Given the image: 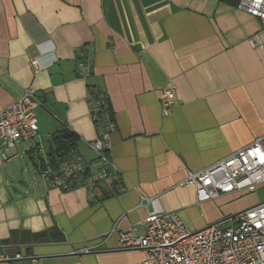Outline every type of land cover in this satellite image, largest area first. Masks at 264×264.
<instances>
[{
    "label": "crops",
    "instance_id": "0c3cea01",
    "mask_svg": "<svg viewBox=\"0 0 264 264\" xmlns=\"http://www.w3.org/2000/svg\"><path fill=\"white\" fill-rule=\"evenodd\" d=\"M258 36L261 48L251 40ZM35 60L38 70L34 69ZM86 62L89 76L79 75ZM175 89L163 116L158 100ZM32 88L35 139L0 156V247L38 264H142L118 233L140 223L157 198L191 231L260 202L253 193L197 203L180 183L264 135V25L221 0H0V110ZM108 99L113 174L123 189L60 192L39 177V155L68 128L77 152L98 136L88 96ZM105 191V192H104ZM89 250V253H82ZM0 264H28L11 260Z\"/></svg>",
    "mask_w": 264,
    "mask_h": 264
},
{
    "label": "built area",
    "instance_id": "2783aa9c",
    "mask_svg": "<svg viewBox=\"0 0 264 264\" xmlns=\"http://www.w3.org/2000/svg\"><path fill=\"white\" fill-rule=\"evenodd\" d=\"M236 8L264 25V0H239ZM251 45L261 48L258 36L252 38ZM32 65L37 71L35 60ZM78 70L81 78L89 76L86 62H80ZM88 99L90 116L98 132L96 139L87 144L94 158L88 159L74 151L52 165L40 148L43 167L39 177L46 187L60 192L84 188L93 200L101 189H112L116 193L123 189L113 174L109 156V136L115 129L114 122L98 92H92ZM158 103L162 115L169 116L175 104V89L162 90ZM39 105L35 91L26 88L18 100L0 110V156L3 160L11 157L10 150L16 142L36 138L35 112ZM180 186H192L197 203L221 195L255 192L264 186V135L216 164L189 173ZM147 203L151 210L146 217L118 233V248L141 251L142 264H264V201L235 215L232 226L224 227V222L220 221L200 231H191L175 212L163 211L157 198H150ZM4 249L0 247V263L26 260L28 264H38L35 256L17 253L10 257L3 253Z\"/></svg>",
    "mask_w": 264,
    "mask_h": 264
},
{
    "label": "trees",
    "instance_id": "16d2710c",
    "mask_svg": "<svg viewBox=\"0 0 264 264\" xmlns=\"http://www.w3.org/2000/svg\"><path fill=\"white\" fill-rule=\"evenodd\" d=\"M222 2H226L232 6H237L239 0H221ZM98 92L100 98L102 101H104L108 108V115L112 122L113 116L110 109V105L108 102V99L104 94H102L99 90L91 89L89 92V95L92 94V92ZM78 144V138L74 133H72L68 128L64 127L60 131L54 134L50 149L46 152V157L50 161L52 165H55L57 161L62 160L68 153L74 152L77 150ZM105 192V191H104Z\"/></svg>",
    "mask_w": 264,
    "mask_h": 264
},
{
    "label": "rangeland",
    "instance_id": "374dc122",
    "mask_svg": "<svg viewBox=\"0 0 264 264\" xmlns=\"http://www.w3.org/2000/svg\"><path fill=\"white\" fill-rule=\"evenodd\" d=\"M258 200L264 201V186L257 189L254 195Z\"/></svg>",
    "mask_w": 264,
    "mask_h": 264
}]
</instances>
